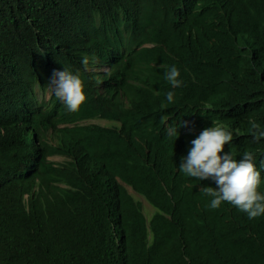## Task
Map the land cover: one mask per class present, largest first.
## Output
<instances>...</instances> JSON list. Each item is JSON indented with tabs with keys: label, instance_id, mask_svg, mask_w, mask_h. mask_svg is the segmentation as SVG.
Masks as SVG:
<instances>
[{
	"label": "trees",
	"instance_id": "1",
	"mask_svg": "<svg viewBox=\"0 0 264 264\" xmlns=\"http://www.w3.org/2000/svg\"><path fill=\"white\" fill-rule=\"evenodd\" d=\"M197 1L0 0V264H220L227 237L223 248L228 254L247 256V247L239 245L242 238L248 239L243 236L242 219L224 229L216 225L221 219L212 213L213 227L200 223L196 238L187 242L178 238L170 221L181 216L180 210L195 194L193 181L181 176L173 188L148 165L142 142L146 125L131 119L118 85L143 94L149 73L141 74L136 84L126 81L119 74L116 48L120 36L137 46L149 41L148 34L134 35L123 28L138 24L142 29L144 24L152 32H160L170 49H176L180 64L166 57L163 60L168 66L176 65L185 82L193 78L186 67L196 72L195 79L204 75L200 76L202 82L189 81L176 91L174 101L181 118L205 96L204 87L219 84L221 75H227L224 89L228 90L223 98L241 95L238 104L230 100L234 105L229 119L235 124L252 116L264 123V0H201L214 5L216 13L230 17L239 41L245 42L244 36H248L257 44L252 47V58H244L230 41L216 36L209 6L194 14ZM183 3L187 13L194 6L187 27L197 30L199 36L206 33L212 49L202 73L195 70V51L187 46L182 26H177L186 17ZM85 55L90 68L107 65V77L117 83L103 74L82 70L86 113L122 120L129 141L126 155L139 171L138 178L146 182L143 192L150 195L155 208L151 218L122 187L115 209L113 196L119 185H105L110 198L99 191L101 169L77 165L86 155L87 144L103 129L57 128L79 120L83 107L69 113L53 94L47 99L48 80L63 64L81 69ZM50 131L59 139L60 148L48 143ZM235 142L247 150L240 139ZM55 154L72 160L56 167L47 160ZM105 162L111 166L109 157ZM203 256L208 262L199 260Z\"/></svg>",
	"mask_w": 264,
	"mask_h": 264
},
{
	"label": "clouds",
	"instance_id": "2",
	"mask_svg": "<svg viewBox=\"0 0 264 264\" xmlns=\"http://www.w3.org/2000/svg\"><path fill=\"white\" fill-rule=\"evenodd\" d=\"M195 5V15L209 6L216 36L226 42L230 41L244 58L255 56L251 38L244 36L245 42L239 41L237 34L231 29L228 15L216 13L217 9L214 5H207L201 0ZM181 10L186 15L182 31L186 33L187 46L195 51V70L202 73L206 70L207 54L212 49L205 39L206 33L199 36L197 30L187 27L190 17L187 16L188 9L184 3L181 4ZM191 23H194L193 19ZM141 25L144 26L142 29L138 24H130L123 28L134 35L148 34L150 40L137 46L131 39L120 36L117 38L119 44L116 48V56L119 58V74L130 84H136L141 74L149 73L142 85L143 94H135L118 85L122 91L123 103L130 110L131 119L146 125L142 142L148 155V165L173 188L181 176L193 181L195 194L180 210L181 216L170 221L174 231L178 233L181 241L187 242L198 236L196 228L200 223L210 227L216 224L210 219L212 213L221 219L216 225L224 229L235 220L242 219L243 236L246 235L248 239L242 238L239 245L247 247V256L241 258L232 253L228 254L227 248H223L225 243L228 244L229 237H227L220 250V264H264V170H262L264 123L252 116H244L235 124L229 119L230 107L234 105L230 100L238 104L241 95L232 93L227 100L223 98L228 90L224 89L227 86L225 85L227 75H221L219 84L212 83L213 85L204 87L205 96L201 101H197L198 104L191 108L184 118H181L174 101L176 91L189 81L202 82L200 76L204 75L195 79L196 72L186 67L184 70L192 73L193 78L185 82L176 65L168 66L163 60L166 57L180 64V57L175 54L176 49L167 46L160 32L154 33L150 26ZM224 37L228 38L224 39ZM122 40L123 44H120ZM213 42L215 39L211 41ZM143 50L149 53L141 52ZM80 64L82 68L75 70L70 65L63 64V69L54 70L48 80L47 99L53 94L69 113L78 112L83 107V114L79 120L61 123L57 128L103 129L104 131L87 144L86 155L77 165L100 168L99 191L109 197L105 188L107 183L121 185V179L127 180L128 183L121 187L143 208L147 217L151 218L155 208L149 200L150 195L143 192L146 182L138 178L139 171L134 168L133 162L126 155L129 141L122 120L89 117L83 105L86 101V91L81 71L89 70L107 77L110 68L107 65L90 68L87 55L81 57ZM186 132L187 135L178 138L179 134ZM237 139L245 144L246 151L235 142ZM47 141L55 148L61 147L53 131L49 132ZM109 150H112V156L109 155ZM53 157L61 160H54ZM107 157L111 166L105 162ZM47 160L58 167L70 162L72 158L55 154L48 156ZM27 197L25 196V199ZM199 260L208 262L207 256Z\"/></svg>",
	"mask_w": 264,
	"mask_h": 264
},
{
	"label": "bare ground",
	"instance_id": "3",
	"mask_svg": "<svg viewBox=\"0 0 264 264\" xmlns=\"http://www.w3.org/2000/svg\"><path fill=\"white\" fill-rule=\"evenodd\" d=\"M189 7V6H188ZM190 8H191V11L187 14V16L192 12V9L194 8V6L192 5V6H190ZM99 23V22H98ZM103 25V24H102ZM183 25H184V22L182 21V20H180L178 23H177V26H182L183 27ZM103 35V34H102ZM115 42H116V40H115ZM120 44H123V40L121 41V43ZM252 45L253 46H255V45H257L253 40H252ZM259 45V44H258ZM147 47H149V44H148V46ZM183 48H185V46L183 47ZM258 50V49H257ZM175 56V55H174ZM83 73H81V75H82ZM82 78V77H81ZM84 78V77H83ZM84 80V79H83ZM86 80V79H85ZM88 81V80H87ZM88 83V82H87ZM86 105V104H85ZM91 105V104H90ZM90 107V106H89ZM93 107V106H92ZM86 109H88V108H86ZM90 114V113H89ZM35 120V119H34ZM25 125V124H24ZM23 127V126H22ZM14 135V134H13ZM12 138V137H11ZM132 149V148H131ZM130 154V153H129ZM131 155H133V154H131ZM141 155V154H140ZM139 155V156H140ZM137 158V157H136ZM135 159V158H134ZM135 161V160H134ZM140 161V160H139ZM135 164V163H134ZM32 166H34V165H32ZM262 170H264V167H263V169ZM261 170V171H262ZM151 180V179H150ZM149 180V181H150ZM152 181H154V180H152ZM128 182H127V180H124V179H121L120 180V184L121 185H119V187L115 190V193H114V196H113V204L115 203V209H116V207H117V202H118V199H119V197H120V192H121V186H125L126 184H127ZM149 183V182H148ZM157 232V231H156ZM164 236V235H163ZM161 239V238H160ZM159 240V239H158ZM173 240V242H174V239H172ZM159 243V242H158ZM160 243H161V241H160ZM171 244V243H170ZM161 245V244H160ZM129 248V247H128ZM161 249H162V247H161ZM157 250V249H156ZM173 250V249H172ZM156 253V252H155ZM160 254V253H159ZM156 255H157V253H156ZM155 255V256H156ZM154 256V255H153ZM153 262H155V261H153ZM135 263V262H134ZM138 263V262H137ZM166 263V262H165Z\"/></svg>",
	"mask_w": 264,
	"mask_h": 264
},
{
	"label": "rangeland",
	"instance_id": "4",
	"mask_svg": "<svg viewBox=\"0 0 264 264\" xmlns=\"http://www.w3.org/2000/svg\"><path fill=\"white\" fill-rule=\"evenodd\" d=\"M102 123H104V122H102ZM54 158V157H53ZM52 159V158H51ZM54 160H61V158H54Z\"/></svg>",
	"mask_w": 264,
	"mask_h": 264
}]
</instances>
